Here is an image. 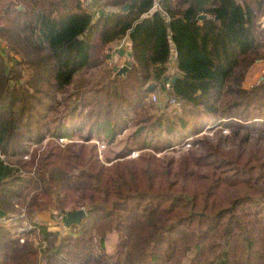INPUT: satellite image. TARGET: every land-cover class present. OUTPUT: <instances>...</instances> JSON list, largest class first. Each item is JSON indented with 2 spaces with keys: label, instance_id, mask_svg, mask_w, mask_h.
Instances as JSON below:
<instances>
[{
  "label": "trees",
  "instance_id": "trees-1",
  "mask_svg": "<svg viewBox=\"0 0 264 264\" xmlns=\"http://www.w3.org/2000/svg\"><path fill=\"white\" fill-rule=\"evenodd\" d=\"M95 1L0 0V264H264V0Z\"/></svg>",
  "mask_w": 264,
  "mask_h": 264
},
{
  "label": "rangeland",
  "instance_id": "rangeland-1",
  "mask_svg": "<svg viewBox=\"0 0 264 264\" xmlns=\"http://www.w3.org/2000/svg\"><path fill=\"white\" fill-rule=\"evenodd\" d=\"M95 13H97L96 11H95ZM263 17H264V15L260 18V23H261V21H262V19H263ZM115 46L116 45H110L109 46V48L107 49V51L106 52H108L107 54H109V59H107L106 60V64H107V66L108 67H111L114 71H115V73L117 72V70H119V68L120 67H122V66H124V65H126V61L129 59L128 58V56L126 55V54H124V45H122L121 47L119 46L118 48H119V50H117V52H116V49H115ZM6 48H7V46H6V44L4 43V42H0V51L3 53V56L5 57V59H6V62H9V60L7 59L8 57H7V52H6ZM10 55H12L11 53H9ZM173 54L174 53H172V55H171V58H170V62H169V64H171L172 65V62H173ZM18 61V57H16V56H12V60L10 61V63L11 64H13V63H15V62H17ZM256 65V72L258 71V76H260L261 74L259 73V70H258V68H261V73H263L262 72V69L264 68V66L262 65V63H259V66L257 65V64H255ZM105 67V66H104ZM129 69V68H128ZM128 71V70H127ZM126 71V72H127ZM102 72V71H101ZM264 74V73H263ZM87 75H89V73L87 74ZM86 75V76H87ZM92 76H87L86 78H88L89 79V81L90 82H92L93 84L94 83H97L98 82V80H99V78H100V76H103V74H96V73H93V74H91ZM115 75V74H114ZM120 76H122V75H120ZM257 76V77H258ZM251 78H250V82H251ZM148 84H154V83H147L146 84V87L148 86ZM157 84H160L159 82H157ZM152 90H154L155 92H153L152 94H154L155 96H156V100H153L152 99V94H150V98H151V100L153 101V102H156L157 104H159V105H163V104H165V102H166V99H167V94H166V92L163 90V91H161V89L159 88V85H156L155 86V88L154 89H152ZM177 105V104H176ZM176 105H173V106H176ZM215 125V123L214 122H212L211 124H209L208 125V127H212V126H214ZM211 129H207V130H205L206 132H211L210 131ZM119 138H122V136H117V138H116V140L114 141V143H111V144H109V145H107V143H105V142H102V141H98L97 142V145H98V149H99V154H100V158L102 159V160H106V158H108V157H113V155H114V152L115 151H117V150H119L120 148H121V146H122V143H119L118 142V140H119ZM66 141V139H64L63 140V142H65ZM187 146L188 145H184V148H187ZM137 155V153L135 152V153H132V155H130L131 157H134V156H136ZM1 214V213H0ZM44 219H47V218H49L50 217V215L48 214V213H45V214H43V215H41ZM5 222H9L8 220H5ZM24 228L22 227V226H20V227H18V230L19 231H22ZM188 263V261L187 260H185L184 262H183V264H187Z\"/></svg>",
  "mask_w": 264,
  "mask_h": 264
},
{
  "label": "water",
  "instance_id": "water-1",
  "mask_svg": "<svg viewBox=\"0 0 264 264\" xmlns=\"http://www.w3.org/2000/svg\"><path fill=\"white\" fill-rule=\"evenodd\" d=\"M18 8L19 9H23L22 6H18ZM127 9H128V4H124L123 6L120 7V10L121 11H125ZM102 13H103V11L100 10L99 11V14H102ZM205 18H207L205 15H200L198 17L199 20H202V19H205ZM128 68L129 67L127 65H124V66L120 67L119 70H117V72L115 73V75H118V76L122 75V76H124L126 74V71L128 70ZM147 88L149 90H152V89L155 88V84H148ZM85 215H86V213H85V211H84L83 208L78 209L76 211H67L65 213V217L63 219V226L66 227V228H68V227H70L72 225H80L81 224V221L85 217Z\"/></svg>",
  "mask_w": 264,
  "mask_h": 264
},
{
  "label": "crops",
  "instance_id": "crops-1",
  "mask_svg": "<svg viewBox=\"0 0 264 264\" xmlns=\"http://www.w3.org/2000/svg\"><path fill=\"white\" fill-rule=\"evenodd\" d=\"M84 5L87 7V9L90 11V12H99L100 10H105V11H107V9H102V8H100V4L98 3V2H96L95 0H84ZM111 45H116L115 46V49H116V52H117V50H119V46L121 47L122 45H124V54H126L127 56H128V58H129V53H128V46H129V42H128V40L127 39H124V40H122V41H116V42H113V43H111ZM174 57H175V53L173 54V59H174ZM259 63H261L260 61H258V62H256V64L259 66ZM262 65L264 66V63L262 62ZM258 70H259V72H260V74H261V68H258ZM262 70H264V68L262 69ZM252 81V80H251ZM41 215H43V214H41ZM41 215H39V217L40 218H42L43 220H49V218H47V219H44ZM52 229H54V230H56V229H58L59 230V227H56V226H52Z\"/></svg>",
  "mask_w": 264,
  "mask_h": 264
},
{
  "label": "built area",
  "instance_id": "built-area-1",
  "mask_svg": "<svg viewBox=\"0 0 264 264\" xmlns=\"http://www.w3.org/2000/svg\"><path fill=\"white\" fill-rule=\"evenodd\" d=\"M260 24H261V27L264 29V17H263V19H262V21H261ZM171 68H172V65L171 64H168V66H167V73L171 72ZM262 72L264 73V70H262ZM263 73L259 76V80L260 81L264 79V74ZM165 86H166V88H169L170 87V83H169V81L167 79H165ZM152 99L153 100H156V96L154 94H152Z\"/></svg>",
  "mask_w": 264,
  "mask_h": 264
}]
</instances>
